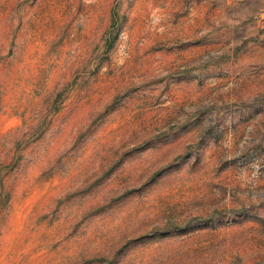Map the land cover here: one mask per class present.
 Returning <instances> with one entry per match:
<instances>
[{"label":"rangeland","instance_id":"obj_1","mask_svg":"<svg viewBox=\"0 0 264 264\" xmlns=\"http://www.w3.org/2000/svg\"><path fill=\"white\" fill-rule=\"evenodd\" d=\"M0 264H264V0H0Z\"/></svg>","mask_w":264,"mask_h":264}]
</instances>
